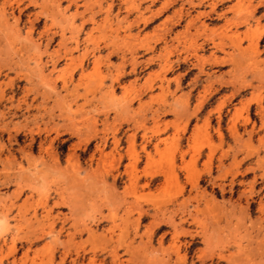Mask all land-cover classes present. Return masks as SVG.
<instances>
[{
    "label": "rangeland",
    "instance_id": "374dc122",
    "mask_svg": "<svg viewBox=\"0 0 264 264\" xmlns=\"http://www.w3.org/2000/svg\"><path fill=\"white\" fill-rule=\"evenodd\" d=\"M0 264H264V0H0Z\"/></svg>",
    "mask_w": 264,
    "mask_h": 264
},
{
    "label": "crops",
    "instance_id": "0c3cea01",
    "mask_svg": "<svg viewBox=\"0 0 264 264\" xmlns=\"http://www.w3.org/2000/svg\"><path fill=\"white\" fill-rule=\"evenodd\" d=\"M182 79H180V82H179V86H181L180 88H178V90H177V93H180V92H187V96L189 97L191 94H192V91H193V89H194V87H191V88H188L187 87V83H189L188 81L189 80H191L192 78H190L189 80H187L186 81V84H182V82L183 81H185L183 78H184V76L183 77H181ZM206 79H208V78H206ZM209 84V81L207 82V84L206 85H208ZM212 85V83L210 84V86ZM205 87V86H204ZM221 87L222 86H219V89H221ZM238 91H236V93H237ZM196 93H199V91L198 92H196ZM196 99V98H195ZM195 99H194V101H195ZM205 103L206 102H204L202 105H201V107H199V109H197L196 111H197V113H199L200 111H202V110H204L205 108ZM189 107L187 108V110H189L190 108H193V106H194V103L193 104H191V105H188ZM208 107V106H207ZM206 107V108H207ZM213 107V106H212ZM208 110H210V108H208ZM195 118L197 117L198 118V116H197V114H196V116H194Z\"/></svg>",
    "mask_w": 264,
    "mask_h": 264
},
{
    "label": "bare ground",
    "instance_id": "6f19581e",
    "mask_svg": "<svg viewBox=\"0 0 264 264\" xmlns=\"http://www.w3.org/2000/svg\"><path fill=\"white\" fill-rule=\"evenodd\" d=\"M94 27V26H93ZM93 39V38H92ZM95 59V58H94ZM96 60V59H95ZM97 62V61H96ZM95 64V63H94ZM262 107V106H261ZM181 202V201H180ZM52 237V236H51ZM52 243V242H51ZM82 245V244H81ZM159 247V245L157 246V248ZM159 250V249H158ZM156 250V251H158ZM91 261V260H90ZM87 263V262H86Z\"/></svg>",
    "mask_w": 264,
    "mask_h": 264
}]
</instances>
